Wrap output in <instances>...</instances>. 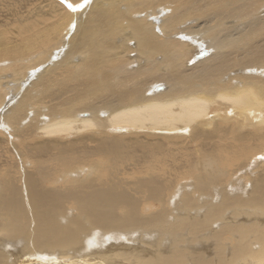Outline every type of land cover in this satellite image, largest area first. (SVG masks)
Returning a JSON list of instances; mask_svg holds the SVG:
<instances>
[{
	"label": "bare ground",
	"instance_id": "obj_1",
	"mask_svg": "<svg viewBox=\"0 0 264 264\" xmlns=\"http://www.w3.org/2000/svg\"><path fill=\"white\" fill-rule=\"evenodd\" d=\"M44 1L0 23V264H264V0Z\"/></svg>",
	"mask_w": 264,
	"mask_h": 264
},
{
	"label": "rangeland",
	"instance_id": "obj_2",
	"mask_svg": "<svg viewBox=\"0 0 264 264\" xmlns=\"http://www.w3.org/2000/svg\"><path fill=\"white\" fill-rule=\"evenodd\" d=\"M0 1H4L3 3L6 5H3V3L2 4H0V14L2 15V19H1V17H0V23H4V22H7L8 20V17L10 16V15H12L11 13L15 10V8H17L18 9V7H19V9H23V7H25V6H31V7H33V5L34 4H36V2L37 3H44L45 1L44 0H0ZM47 1H49V0H47ZM47 1H46V3H47ZM51 1H53V0H51ZM55 1V0H54ZM57 1H61V0H57ZM12 2V3H14L12 6H8V4L9 5H11L10 3ZM25 2V3H24ZM16 3L18 4V5H16ZM31 4H33V5H31ZM70 4H72L71 2H70ZM15 5V8L13 7ZM72 5H74V4H72ZM7 7V9L6 8H4L3 9V7ZM10 7H12V8H14L13 9V11H12V8H10ZM21 7V8H20ZM2 9H3V11L5 10V12L8 10V12H6V14L2 11ZM10 9V10H9ZM17 9L14 11L15 13L17 12ZM2 11V12H1ZM11 11V12H10ZM3 13V14H2ZM9 15V16H7V17H5L6 15ZM0 15V16H1ZM14 16V15H13ZM13 16H10V17H13ZM4 17V18H3ZM10 17H9V19H10ZM7 18V19H6ZM203 47H205V48H207L206 47V45H204ZM202 48V47H201ZM200 48V49H201ZM199 49V50H200ZM199 50H196V53L199 51ZM211 51V50H210ZM195 55V54H194ZM207 57V56H206ZM205 57V58H206ZM193 58V57H192ZM202 59H204V58H202ZM201 60V59H200ZM157 84H163V85H165L166 86V83H164V82H157L156 83V85ZM26 86H29L28 84H25ZM31 86V85H30ZM166 89V88H165ZM164 89V90H165ZM163 91V90H162ZM27 145V144H26ZM1 149H0V151H3L4 149H7V147H0ZM181 148H183L184 150H186L187 152H188V155L187 156H179V160H178V162H177V164H179V165H181V166H183V168L182 169H185V165H186V162H187V159H188V156H189V154L191 153L193 156H196L198 153H199V148L200 147H198V150H195V147H181ZM201 149H202V147H201ZM2 153V152H1ZM0 153V154H1ZM183 171V170H182ZM178 184H181V181H179L178 182ZM182 184H185V183H182ZM175 193V192H174ZM173 193V194H174ZM178 202V206H179V201H177Z\"/></svg>",
	"mask_w": 264,
	"mask_h": 264
},
{
	"label": "snow or ice",
	"instance_id": "obj_3",
	"mask_svg": "<svg viewBox=\"0 0 264 264\" xmlns=\"http://www.w3.org/2000/svg\"><path fill=\"white\" fill-rule=\"evenodd\" d=\"M85 2H86V0H85ZM82 6H83V5H80V7H82ZM67 7H68L69 9L73 10V11L77 10L76 8L73 7L72 4H67Z\"/></svg>",
	"mask_w": 264,
	"mask_h": 264
}]
</instances>
